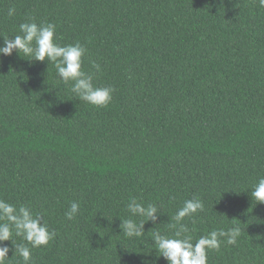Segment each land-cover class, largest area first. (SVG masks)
Listing matches in <instances>:
<instances>
[{"label":"trees","instance_id":"1","mask_svg":"<svg viewBox=\"0 0 264 264\" xmlns=\"http://www.w3.org/2000/svg\"><path fill=\"white\" fill-rule=\"evenodd\" d=\"M29 18L55 24L61 45L83 44L94 85L116 90L95 108L47 62L0 57V199L30 207L56 233L32 249L33 264H166L150 234H170L194 196L205 205L184 221L194 241L241 229L208 264H264V204L251 198L264 177L259 0H0V44ZM131 196L162 212L140 240L119 228ZM5 244L8 264H23Z\"/></svg>","mask_w":264,"mask_h":264},{"label":"clouds","instance_id":"2","mask_svg":"<svg viewBox=\"0 0 264 264\" xmlns=\"http://www.w3.org/2000/svg\"><path fill=\"white\" fill-rule=\"evenodd\" d=\"M260 7L264 8V0H259ZM15 7L8 9L7 15L12 17ZM19 33L11 38H4L0 44V57H10L15 52L19 57L28 61L47 62L58 77V83L68 86L69 91L80 101L95 108H106L113 99L116 91L112 86H96L93 83L94 73L85 71L83 58L88 49L80 42L61 45L56 36V25L50 22H35L29 18L18 25ZM96 72L101 71L98 63H93ZM228 192V191H225ZM224 192V193H225ZM251 198L264 204V177H260L252 186ZM126 210L129 218L121 220L119 228L129 239L140 240L145 235L144 225L151 222L154 226L161 224V208L152 202L145 203L137 197H129ZM80 211V203L72 202L65 212L67 220L76 218ZM205 205L201 198L194 196L183 202L168 224L170 234L162 233L159 229L152 231L151 250H154L157 260L163 259L166 264H208V252H218L222 244L236 245L241 235L239 226L228 229L219 228L195 239L190 234L186 218L204 212ZM56 236L43 221L41 214L33 213L28 206L18 208L0 199V264H8L10 248L6 241L11 243L14 252L23 261V264H33L32 249L47 246ZM14 237L21 238L17 243ZM148 239V240H149Z\"/></svg>","mask_w":264,"mask_h":264}]
</instances>
